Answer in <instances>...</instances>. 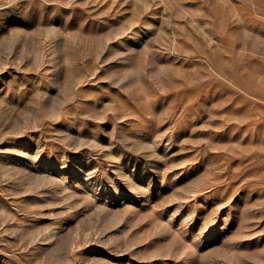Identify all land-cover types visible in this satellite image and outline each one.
Instances as JSON below:
<instances>
[{
  "label": "rangeland",
  "instance_id": "obj_1",
  "mask_svg": "<svg viewBox=\"0 0 264 264\" xmlns=\"http://www.w3.org/2000/svg\"><path fill=\"white\" fill-rule=\"evenodd\" d=\"M0 264H264V0H0Z\"/></svg>",
  "mask_w": 264,
  "mask_h": 264
}]
</instances>
